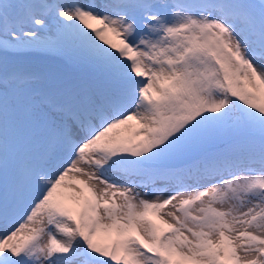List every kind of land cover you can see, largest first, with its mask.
<instances>
[{"label": "snow or ice", "instance_id": "6c2138e0", "mask_svg": "<svg viewBox=\"0 0 264 264\" xmlns=\"http://www.w3.org/2000/svg\"><path fill=\"white\" fill-rule=\"evenodd\" d=\"M0 264H264V0H0Z\"/></svg>", "mask_w": 264, "mask_h": 264}, {"label": "rangeland", "instance_id": "374dc122", "mask_svg": "<svg viewBox=\"0 0 264 264\" xmlns=\"http://www.w3.org/2000/svg\"><path fill=\"white\" fill-rule=\"evenodd\" d=\"M67 3V1H65Z\"/></svg>", "mask_w": 264, "mask_h": 264}]
</instances>
